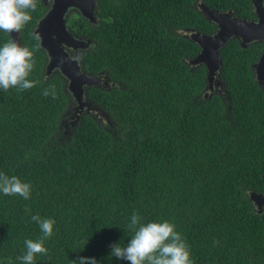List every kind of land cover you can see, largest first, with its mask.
I'll use <instances>...</instances> for the list:
<instances>
[{
  "label": "trees",
  "instance_id": "16d2710c",
  "mask_svg": "<svg viewBox=\"0 0 264 264\" xmlns=\"http://www.w3.org/2000/svg\"><path fill=\"white\" fill-rule=\"evenodd\" d=\"M126 1L121 11L104 2L99 27L79 17L70 25L92 41L81 69L114 85L85 93L106 124L88 109L65 130L71 97L62 74H44L39 9L19 32L35 86L0 88V173L31 193L0 192V264H23L25 240L42 236L35 215L55 224L34 264H130L110 246L127 245L134 213L142 224L172 223L193 264H264V207L250 199L264 193V89L250 66L261 44L222 46L226 92L208 95L205 65L189 63L199 46L183 32L215 26L188 0ZM10 40L0 31V46Z\"/></svg>",
  "mask_w": 264,
  "mask_h": 264
},
{
  "label": "clouds",
  "instance_id": "9594fccd",
  "mask_svg": "<svg viewBox=\"0 0 264 264\" xmlns=\"http://www.w3.org/2000/svg\"><path fill=\"white\" fill-rule=\"evenodd\" d=\"M37 0H0V31L19 33L27 25L35 11ZM40 39L39 35L35 37ZM33 51L20 46L15 40H10L0 46V88L27 90L35 86V82L28 79L34 67ZM47 96V90L43 93ZM0 192L4 195H19L24 199L30 198L31 185L22 182L18 177H9L0 173ZM31 219L38 223L42 236L39 240H25L26 252L18 257L23 264H34L37 254L46 255L48 249L44 241L53 235L55 221L41 219L38 215ZM138 214L131 216L128 229L133 233L127 245L114 243L110 255L130 264H193L190 250L175 226L168 222L141 223ZM73 264H98L94 257H78Z\"/></svg>",
  "mask_w": 264,
  "mask_h": 264
},
{
  "label": "water",
  "instance_id": "95a60500",
  "mask_svg": "<svg viewBox=\"0 0 264 264\" xmlns=\"http://www.w3.org/2000/svg\"><path fill=\"white\" fill-rule=\"evenodd\" d=\"M92 0H56L52 9L37 24L34 34L39 35V45L47 53L46 74H50L54 68H58L67 81V90L77 103V111L96 108L86 96V89L89 86H98L103 80L102 76L91 75L84 72L77 59L70 57L61 44H67L74 48L85 47L87 42L78 40L67 31L63 14L69 5H77L83 15L91 19L89 5ZM210 20L217 23V30L214 34H203L193 32L190 38L199 46V51L189 60L192 65L204 64L206 67V90L212 88L213 80L220 68L219 50L226 44L231 36H240L241 42L248 43L257 39L264 40V11L257 7L259 22L253 23L245 20L231 18L228 14H221L216 11L204 10ZM11 40H15L20 46L18 33H12ZM256 78L262 82L264 79V53L259 62L255 64ZM250 198L257 208L264 205V194L250 193Z\"/></svg>",
  "mask_w": 264,
  "mask_h": 264
},
{
  "label": "flooded vegetation",
  "instance_id": "af4514ba",
  "mask_svg": "<svg viewBox=\"0 0 264 264\" xmlns=\"http://www.w3.org/2000/svg\"><path fill=\"white\" fill-rule=\"evenodd\" d=\"M37 1H38V4H37L36 8L39 9L38 11H40V12L37 16V21H36L35 26L33 28V34H34L35 28L37 27L38 22L48 14V12L52 9L53 5L55 4L56 0H37ZM82 1H86V0H81V2ZM104 2H112V3H115L116 5H118L119 7L121 6V8L118 11H121L125 5H128L126 0H92V3L89 5V12L91 14V19L89 17L83 15L81 9L77 5H69L63 14V19L65 21V27H66L67 31L73 36V38L78 39V40H84L87 42V45L83 48H81V47L74 48L72 46H68L67 44H63V43L61 44V46L67 52V54L70 57L77 59L79 64L81 62L80 53L82 51L87 50L90 47L91 39L88 38L87 36H85L84 34H81V35L77 34L74 31V29H72V27L70 26L71 22L74 18L79 17L85 22V25L87 23H90L91 25H95V26L99 27L105 19L102 17L103 13H101L102 5L104 4ZM188 2L191 3V5L197 10V13L199 15H201L206 21L211 22L214 26L216 25L214 31L211 33H208V35L214 34L216 32L217 23L208 18V16L206 15V13L204 11L206 9L211 10V11H216V12L221 13V14H228L231 16V18H235L238 20H245V21L253 22V23L259 22V17L257 14V12H258L257 7H261L262 10L264 11V0H188ZM193 32H199V31H195V30L188 31L187 29H185L183 33H185V35H189V37H190V34ZM203 34H207V33H203ZM18 38L20 39L19 33H18ZM231 40H236L240 44L241 47H246V46L250 45L251 43H255V42L261 44V47H260L261 50L258 54V57L255 61H253L250 64V66H251V69L254 73L253 75L255 77V81L257 82V84L260 87H262V89H264V79L262 80V82H260L256 78V75H255V64L257 62H259L261 55L264 53V40L257 39V40H254V41H251L248 43L246 42V43H244V46H243V43L241 42L240 36H231L228 39V41H231ZM219 52H220V50H219ZM219 58H220V55H219ZM47 60H48V58L46 59V63H47ZM46 63H45V66H46ZM221 66H222V60L220 58V68H219V70L215 76V79L213 80L212 88L206 90L208 95H212L214 93L224 95L226 92L224 82L220 78ZM54 72L60 73L58 68H54L50 74H52ZM44 74L47 75L45 71H44ZM99 76L104 77L103 74H99ZM112 86H114V85H112ZM112 86H110V87H112ZM70 97H71L72 103H71L69 110L64 114V120H63L64 128H65L66 122L72 123L74 121L73 118L79 114L77 111V103H76L75 99L71 96V94H70ZM86 110L84 109L83 111H86ZM97 111L96 112L93 111V113H95L97 118H99L98 115L101 113H100V111H99V113ZM67 118L69 119L68 121L66 120ZM66 131H69V127H68V130H66ZM261 194H264V193H261ZM253 205H254V203H253ZM254 207L257 208L255 205H254ZM263 207H264V205L261 208H257V209L259 211H261L263 209Z\"/></svg>",
  "mask_w": 264,
  "mask_h": 264
},
{
  "label": "rangeland",
  "instance_id": "374dc122",
  "mask_svg": "<svg viewBox=\"0 0 264 264\" xmlns=\"http://www.w3.org/2000/svg\"><path fill=\"white\" fill-rule=\"evenodd\" d=\"M99 85H100V86H104V87H110V86H112L113 84H112L109 80H107L106 78H103V81L100 82ZM71 103H72V100H71ZM97 110H98V109L93 108V111H94V112H96ZM98 117H99L100 119H102V118H103V115L99 114ZM66 120L68 121L69 119L67 118ZM106 121H107V119L103 118V123H104V124L107 123ZM68 126H69V123L66 122V123H65V129H66V130H68Z\"/></svg>",
  "mask_w": 264,
  "mask_h": 264
},
{
  "label": "bare ground",
  "instance_id": "6f19581e",
  "mask_svg": "<svg viewBox=\"0 0 264 264\" xmlns=\"http://www.w3.org/2000/svg\"><path fill=\"white\" fill-rule=\"evenodd\" d=\"M216 26V25H215ZM92 42V41H91ZM86 110V109H85ZM99 113V112H98ZM252 201V200H251Z\"/></svg>",
  "mask_w": 264,
  "mask_h": 264
}]
</instances>
